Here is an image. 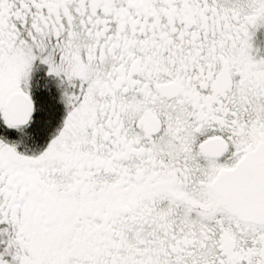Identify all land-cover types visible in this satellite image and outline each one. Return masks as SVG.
Masks as SVG:
<instances>
[{
  "label": "snow or ice",
  "instance_id": "1",
  "mask_svg": "<svg viewBox=\"0 0 264 264\" xmlns=\"http://www.w3.org/2000/svg\"><path fill=\"white\" fill-rule=\"evenodd\" d=\"M262 29L264 0H0V264H264Z\"/></svg>",
  "mask_w": 264,
  "mask_h": 264
},
{
  "label": "flooded vegetation",
  "instance_id": "2",
  "mask_svg": "<svg viewBox=\"0 0 264 264\" xmlns=\"http://www.w3.org/2000/svg\"><path fill=\"white\" fill-rule=\"evenodd\" d=\"M255 46L258 49H260V54L264 55V29H262L257 34L256 40H255ZM42 83H46V82L42 81ZM50 87H51L52 96L55 99V102H57L59 120H60V117L62 116V114L64 112V108H63V105L59 102V92L57 91L55 86L50 85ZM59 120L57 121V123L59 122Z\"/></svg>",
  "mask_w": 264,
  "mask_h": 264
},
{
  "label": "trees",
  "instance_id": "3",
  "mask_svg": "<svg viewBox=\"0 0 264 264\" xmlns=\"http://www.w3.org/2000/svg\"><path fill=\"white\" fill-rule=\"evenodd\" d=\"M39 95L41 102L54 114L55 116L54 124L57 123V121L59 120V113H58L57 102H55L52 93L43 91Z\"/></svg>",
  "mask_w": 264,
  "mask_h": 264
}]
</instances>
